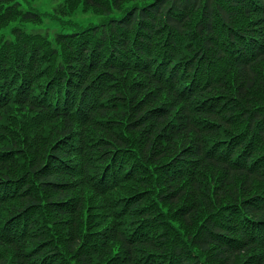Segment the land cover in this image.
Wrapping results in <instances>:
<instances>
[{"label": "trees", "instance_id": "obj_1", "mask_svg": "<svg viewBox=\"0 0 264 264\" xmlns=\"http://www.w3.org/2000/svg\"><path fill=\"white\" fill-rule=\"evenodd\" d=\"M86 1L122 17L53 38L23 22L12 37L0 31L3 89L20 86L31 112L41 109L34 90L45 89L94 112L2 148L30 161L19 195L0 197V246L14 264H264V0ZM12 2L0 0V28L14 15L41 20ZM75 125H91L96 141L84 129L74 136ZM12 159L0 157L1 179L15 178ZM74 176L108 200L110 225L95 224ZM129 182L133 195L109 199ZM13 204L20 225L11 230L1 211ZM0 264H11L8 253Z\"/></svg>", "mask_w": 264, "mask_h": 264}, {"label": "rangeland", "instance_id": "obj_2", "mask_svg": "<svg viewBox=\"0 0 264 264\" xmlns=\"http://www.w3.org/2000/svg\"><path fill=\"white\" fill-rule=\"evenodd\" d=\"M20 2L21 3L19 4H21L22 7L29 6L30 4L35 6L36 9L42 13L43 20L36 21L37 22L36 24L35 21L25 22V20L20 16L14 15L13 19L12 20L10 19L11 21L9 22L8 25L1 26L0 31L4 29L8 30L13 25L23 22L29 24L32 28L47 33L51 38H53L54 35L60 31L72 32L75 30H80L82 28H85L89 25L101 24L104 20L109 19V17L121 16V12L116 9H114L109 15L98 14L99 12H97V9L86 0H20ZM128 2L131 1H127L126 3ZM66 20H71L72 23L64 27L62 23L65 22ZM221 27L222 25L219 24L218 28L221 29ZM130 79H131L130 81L135 79L140 81L149 80L147 77L138 76L133 73H131ZM6 113L7 116L3 118L2 123H4V128L9 131V136L0 139V150H2V148L11 147L13 145L12 141L10 140V137L16 139L18 142L21 143H23L26 136H28L29 142H31L34 138H36L37 133H41L44 138H48L54 133V130L58 126H60L62 122V119H60V121H56L52 123H50L51 121H47L44 126L39 128L40 124L34 121V117H33L34 112H31V109L25 106V104L23 103L18 104L15 107L14 105H11L9 111ZM96 120L99 122V120L101 119L97 118ZM27 126H33V127L28 129L26 128ZM75 126L76 129L74 132V136L75 135L81 136L80 134L82 133L81 131L83 129L86 130L88 137L94 136L96 133L91 125L87 127V129H85L84 126H79V125H75ZM92 141H96L95 138H92ZM130 141H131L130 147L135 148L136 143L139 140L136 138ZM91 153L92 152H90V154ZM9 156L10 157L13 156V159L9 162H13V165L11 166H13V169L15 170L14 177H18L19 175H22L25 172H27L30 161L29 155L26 156L27 160L24 157H21L19 152H14V155L12 156L9 155ZM99 166H100L99 163L95 164L92 167V169H95ZM8 169H10V166L9 168L3 170L4 173H7ZM190 171L193 172L194 168L192 167ZM0 173L2 172L0 171ZM83 178H84L83 176H74L73 178L74 180L81 182V185H79L76 189V195L78 197L85 199L90 204H92V206L90 207L92 211L98 212L97 217H99V220L95 223L96 225L100 224L103 227L110 225L111 219L109 217L112 209L107 208L108 200H106L104 196L94 193L93 189L87 186V184H83L82 183V181L84 180ZM137 189L138 187L136 182H129L125 185H122L120 188H117L114 192L110 193L109 199L113 200L115 198H118V202H120L121 200L119 199L120 196L124 197L127 195H133V193ZM15 207L16 204L5 206L4 210L1 211V214H5V212L8 213L10 208H15ZM113 209H115V207H113ZM102 214H105L107 216L104 217ZM202 220L204 221V216L199 215V217L195 220V224L197 226L198 225L201 226ZM226 222L227 224H230V219H227ZM179 225L187 233L191 232V230L186 226H184L183 224H179ZM95 227L96 226H94V224L87 225L86 228H84V231L85 232L94 231ZM230 230L234 231V227H230ZM113 250H114L113 255H116L119 252H121L118 243H114ZM0 252L8 253V257L10 258V263L14 264L13 256H12L13 251L11 248L8 249V247L4 245L0 246ZM98 262H103V260H96V263Z\"/></svg>", "mask_w": 264, "mask_h": 264}]
</instances>
